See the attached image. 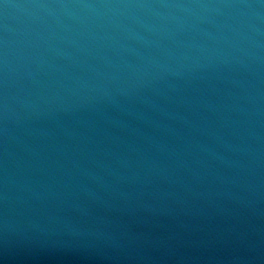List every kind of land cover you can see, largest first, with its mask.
<instances>
[{"label":"water","instance_id":"obj_1","mask_svg":"<svg viewBox=\"0 0 264 264\" xmlns=\"http://www.w3.org/2000/svg\"><path fill=\"white\" fill-rule=\"evenodd\" d=\"M0 264H264V0H0Z\"/></svg>","mask_w":264,"mask_h":264}]
</instances>
